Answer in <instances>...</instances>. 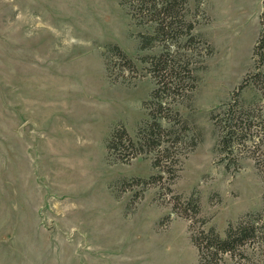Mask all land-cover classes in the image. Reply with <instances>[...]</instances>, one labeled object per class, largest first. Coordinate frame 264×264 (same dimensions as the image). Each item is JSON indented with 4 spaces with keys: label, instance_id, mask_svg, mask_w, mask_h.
I'll list each match as a JSON object with an SVG mask.
<instances>
[{
    "label": "rangeland",
    "instance_id": "1",
    "mask_svg": "<svg viewBox=\"0 0 264 264\" xmlns=\"http://www.w3.org/2000/svg\"><path fill=\"white\" fill-rule=\"evenodd\" d=\"M188 6L206 53L174 104L187 127L181 145L164 134V172L148 145L129 162L108 149L116 130L145 127L156 88L143 57L160 47L141 49L128 1L0 0V264H200L202 229L225 236L251 215L264 234V144L228 168L211 119L253 69L264 0ZM240 96L264 115L256 89ZM261 236L225 264H264Z\"/></svg>",
    "mask_w": 264,
    "mask_h": 264
},
{
    "label": "trees",
    "instance_id": "2",
    "mask_svg": "<svg viewBox=\"0 0 264 264\" xmlns=\"http://www.w3.org/2000/svg\"><path fill=\"white\" fill-rule=\"evenodd\" d=\"M130 13L136 25L146 27L138 32L141 49L160 47L158 52L146 54L143 61L146 70L156 82L151 98L146 102L150 120L133 138L126 129L116 130L108 143L112 155L118 153L123 162H129L138 152H143L144 145L157 150L154 166L161 171H169L173 159L169 147L165 146V135H172V145H181V133L186 129L178 113L174 111L177 99L190 97L198 82L197 70L202 68L205 48L198 33L195 20L190 16L189 0H127ZM117 54H126L115 46ZM253 69L242 84L233 93L230 100L212 111L211 119L219 132L218 149L226 167L241 164L246 154L256 157L262 152L264 144V115L262 108L254 104L247 106L241 99L244 88H254L264 99V16L261 19V31L253 52ZM175 119L173 127L181 124L177 132H167L162 120ZM176 123V124H175ZM170 141V140H167ZM138 145L141 147L138 151ZM131 149L127 155L123 151ZM176 159L174 163H178ZM176 171V168H175ZM174 175V174H173ZM197 205V203H196ZM198 211V206L195 208ZM250 218V219H249ZM252 222V216L241 219L236 225H230L226 235L222 236L213 226L202 229L194 240L199 250L200 264H225L226 256L236 263L244 261L247 254L244 247L259 239L264 234ZM264 240V239H263Z\"/></svg>",
    "mask_w": 264,
    "mask_h": 264
}]
</instances>
